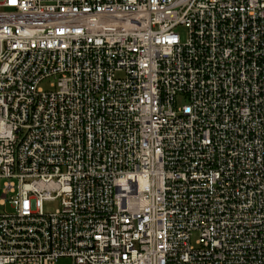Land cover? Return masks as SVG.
Listing matches in <instances>:
<instances>
[{
  "label": "built area",
  "instance_id": "built-area-1",
  "mask_svg": "<svg viewBox=\"0 0 264 264\" xmlns=\"http://www.w3.org/2000/svg\"><path fill=\"white\" fill-rule=\"evenodd\" d=\"M1 186L0 264H264V0H0Z\"/></svg>",
  "mask_w": 264,
  "mask_h": 264
},
{
  "label": "rangeland",
  "instance_id": "rangeland-1",
  "mask_svg": "<svg viewBox=\"0 0 264 264\" xmlns=\"http://www.w3.org/2000/svg\"><path fill=\"white\" fill-rule=\"evenodd\" d=\"M179 32L181 33L183 38H185V36L187 35V29L186 28H181L179 30ZM180 103H182V102H180ZM7 199H8V197L3 194L2 186H1L0 187V212H4V211L11 212L12 211V208L10 207V205L8 203L6 204V206L1 204L3 201H6ZM57 208H59V202L46 203L45 204V211L48 213L54 212ZM55 264H73V261L70 258H61Z\"/></svg>",
  "mask_w": 264,
  "mask_h": 264
}]
</instances>
